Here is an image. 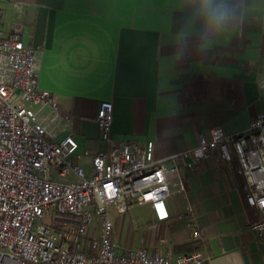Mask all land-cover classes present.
<instances>
[{"label": "crops", "instance_id": "0c3cea01", "mask_svg": "<svg viewBox=\"0 0 264 264\" xmlns=\"http://www.w3.org/2000/svg\"><path fill=\"white\" fill-rule=\"evenodd\" d=\"M17 6L23 41L38 48V87L57 100V116L34 106L38 121L52 139L72 133L79 152L109 146L95 121L101 100L113 104L112 138L152 140L155 159L211 128L244 130L264 111V0H0L6 26ZM81 164L90 174L91 157ZM236 168L215 159L182 167L186 193L167 198L170 217L134 206L157 232L143 226L137 239L123 238L115 222L117 249H194L179 216L191 206L211 256L204 264H264V236L250 227L260 212Z\"/></svg>", "mask_w": 264, "mask_h": 264}, {"label": "built area", "instance_id": "2783aa9c", "mask_svg": "<svg viewBox=\"0 0 264 264\" xmlns=\"http://www.w3.org/2000/svg\"><path fill=\"white\" fill-rule=\"evenodd\" d=\"M23 29L19 6L7 26L0 8V264L206 263L211 256L191 206L179 216L196 248L178 253L145 246L120 252L109 209L124 213L149 204L157 221L166 220L167 198L186 193L182 167L209 159L229 169L237 162L246 202L260 212L250 227L264 236V111L244 130L211 128L194 146L155 159L152 140L140 145L112 138L113 104L101 100L95 121L109 146L79 152L72 133L52 139L38 121L34 106L59 112L55 97L38 87V48L23 41ZM83 155L91 157L90 174ZM47 216L48 223L39 222Z\"/></svg>", "mask_w": 264, "mask_h": 264}, {"label": "rangeland", "instance_id": "374dc122", "mask_svg": "<svg viewBox=\"0 0 264 264\" xmlns=\"http://www.w3.org/2000/svg\"><path fill=\"white\" fill-rule=\"evenodd\" d=\"M144 208L145 207H133L129 211L124 212V213H117V212H114L112 209H109V215H110V218L113 224V228H114L115 222H118V226H117L118 228L121 224V227H122L121 236L123 238H126V237L130 238L131 236H134V238L137 239L138 237H140L141 229L143 228V226L145 227L151 226L150 233L151 235L155 234L157 232V228L155 226L152 227L153 224H144V221L142 219L143 217L141 216L142 210ZM49 219L50 217L47 216L44 220L39 221V222L48 223ZM131 238L133 239V237ZM116 246L117 248H119L120 244L119 245L116 244Z\"/></svg>", "mask_w": 264, "mask_h": 264}, {"label": "trees", "instance_id": "16d2710c", "mask_svg": "<svg viewBox=\"0 0 264 264\" xmlns=\"http://www.w3.org/2000/svg\"><path fill=\"white\" fill-rule=\"evenodd\" d=\"M196 248V246L194 247V249ZM193 250V249H192ZM192 250H190V251H192Z\"/></svg>", "mask_w": 264, "mask_h": 264}]
</instances>
